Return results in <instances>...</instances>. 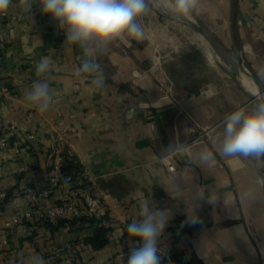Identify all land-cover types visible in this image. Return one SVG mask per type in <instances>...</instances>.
<instances>
[{
  "label": "crops",
  "instance_id": "crops-1",
  "mask_svg": "<svg viewBox=\"0 0 264 264\" xmlns=\"http://www.w3.org/2000/svg\"><path fill=\"white\" fill-rule=\"evenodd\" d=\"M195 11L255 80L264 70V0H200ZM8 12L18 17H0V84L12 89L0 101V123H15L34 138L30 147L15 142L0 150V240L5 222L29 207L17 193L45 185L56 156L65 151L81 166L76 184L104 199L110 231L105 246L95 249L86 240L93 227L84 217L29 223L27 231L15 224L0 264H31L34 256L45 264H127L138 243L127 225L142 219L144 202L170 215L160 241L163 264H264V158L226 157L212 149L208 164L195 159L210 129L221 132L226 115L250 107L224 71L204 64L183 69L180 58L189 51H160L144 33L139 41H113L97 56L105 77L98 89L91 76L74 75L82 51L65 41L38 5L30 14L18 7ZM42 58L52 65L53 103L45 113L26 100L41 79L35 65ZM160 83L172 87L179 103L159 99ZM170 144L187 151L167 156ZM62 193L60 188L40 202L53 203ZM197 194L214 203L200 201L194 211ZM188 215L200 222L188 223Z\"/></svg>",
  "mask_w": 264,
  "mask_h": 264
},
{
  "label": "clouds",
  "instance_id": "clouds-1",
  "mask_svg": "<svg viewBox=\"0 0 264 264\" xmlns=\"http://www.w3.org/2000/svg\"><path fill=\"white\" fill-rule=\"evenodd\" d=\"M200 0H0V15H6L10 8L18 7L23 13L30 14L38 5L42 14L50 16L57 28L63 31L65 41L78 46L82 60L74 69V75L92 77L91 83L98 89L105 86V77L97 56L107 50L116 40L129 43L144 37V18L154 10L172 19L189 17L199 7ZM51 61L42 58L35 65L37 76L26 93L27 102L40 113L47 112L53 103V90L50 87ZM258 81V82H257ZM264 70L257 72L254 80L255 91L250 98V107H239L226 115L222 121V131L210 129L207 142L195 157L201 165L213 160L216 149L226 157L264 158ZM212 92L207 96L210 98ZM209 145L211 147H209ZM187 151L183 144H170L165 149L167 156H175ZM197 203L205 199L197 194ZM142 219L127 225L130 237L138 243L127 256V264H163L166 249L160 247L161 237L170 220L166 210L152 208L147 202L140 206ZM188 223L196 224L197 215L189 216ZM31 264H45L42 257L34 256Z\"/></svg>",
  "mask_w": 264,
  "mask_h": 264
},
{
  "label": "built area",
  "instance_id": "built-area-1",
  "mask_svg": "<svg viewBox=\"0 0 264 264\" xmlns=\"http://www.w3.org/2000/svg\"><path fill=\"white\" fill-rule=\"evenodd\" d=\"M1 18H17L18 16L0 15ZM161 95L159 99L171 98L174 102L179 103L175 97L172 87H166L163 83L159 84ZM12 94L10 86L0 84V101L4 97ZM33 134L20 129L15 123L4 125L0 123V150L8 149L12 143H20L26 147H30L33 140ZM63 155L58 154L52 165V170L48 178V182L43 186L29 185L20 190L17 195L23 196L29 203L28 209L25 211H15L12 219L5 222L6 233L0 240V251L4 250L10 244L9 235L15 224L27 231V224L32 223H58L73 221L79 218H90L95 220L98 225L105 224L104 215L106 203L104 199L91 191L90 188H82L76 184V178L68 176L69 184H62L63 172ZM169 171H175L173 163L168 164ZM63 188V193L59 199L53 203L41 204L42 199H48ZM3 210L0 209V215ZM71 258L66 260L70 263Z\"/></svg>",
  "mask_w": 264,
  "mask_h": 264
},
{
  "label": "rangeland",
  "instance_id": "rangeland-1",
  "mask_svg": "<svg viewBox=\"0 0 264 264\" xmlns=\"http://www.w3.org/2000/svg\"><path fill=\"white\" fill-rule=\"evenodd\" d=\"M144 33L146 41L151 40L156 43L160 51L175 49L180 53H186L180 58V67L186 69L187 67L200 68L201 64L206 68L217 70V66H212L203 50L201 49L198 40L195 38L194 29L188 26L185 22L175 20L154 10L149 16L144 18ZM201 35V34H200ZM214 54L219 55L213 50ZM220 58V57H219ZM221 59V58H220ZM224 73L223 70H219ZM183 79L182 73H178ZM233 81L232 78L228 77ZM234 83V81H233Z\"/></svg>",
  "mask_w": 264,
  "mask_h": 264
},
{
  "label": "water",
  "instance_id": "water-1",
  "mask_svg": "<svg viewBox=\"0 0 264 264\" xmlns=\"http://www.w3.org/2000/svg\"><path fill=\"white\" fill-rule=\"evenodd\" d=\"M179 21L185 22L188 26L198 31L203 37H205L211 48L219 55L221 60L227 64V67H224L223 70L226 71L227 75L233 79L237 87L243 91V93H245L250 100L254 91L248 89L243 82V74L248 73L250 75V73L243 64L241 58L233 55V53H231L225 45H223L211 27L196 11H194L189 17L179 19Z\"/></svg>",
  "mask_w": 264,
  "mask_h": 264
},
{
  "label": "trees",
  "instance_id": "trees-1",
  "mask_svg": "<svg viewBox=\"0 0 264 264\" xmlns=\"http://www.w3.org/2000/svg\"><path fill=\"white\" fill-rule=\"evenodd\" d=\"M63 164H62V172H63V180L62 184H69L70 181L67 180L68 176H72L73 178H77L82 172L81 166L77 163L76 158L65 151L63 154ZM79 187H84V184L78 185ZM87 222L91 224L93 227V232L91 236H89L86 240L90 243L95 249H100L108 242V236L110 227L106 226V224L98 225V223L90 218H85Z\"/></svg>",
  "mask_w": 264,
  "mask_h": 264
},
{
  "label": "bare ground",
  "instance_id": "bare-ground-1",
  "mask_svg": "<svg viewBox=\"0 0 264 264\" xmlns=\"http://www.w3.org/2000/svg\"><path fill=\"white\" fill-rule=\"evenodd\" d=\"M193 31H194V35H195L196 39L199 42L201 49L205 53V56H206L208 62L212 66H217L218 70H223L224 67H227L226 66L227 64L224 63L217 55L214 54L213 49L211 48L209 42L205 39V37L201 36L198 31H196V30H193ZM224 72L226 73V71H224ZM242 77H243V82L245 83V86L248 89L255 91L256 89L254 87V82H253L252 77L248 73H244Z\"/></svg>",
  "mask_w": 264,
  "mask_h": 264
}]
</instances>
